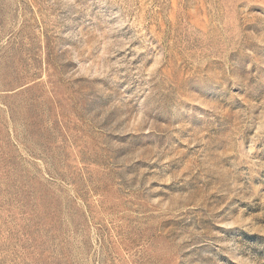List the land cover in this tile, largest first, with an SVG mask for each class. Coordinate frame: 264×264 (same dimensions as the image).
Instances as JSON below:
<instances>
[{
	"label": "rangeland",
	"instance_id": "rangeland-1",
	"mask_svg": "<svg viewBox=\"0 0 264 264\" xmlns=\"http://www.w3.org/2000/svg\"><path fill=\"white\" fill-rule=\"evenodd\" d=\"M0 264H264V0H0Z\"/></svg>",
	"mask_w": 264,
	"mask_h": 264
}]
</instances>
